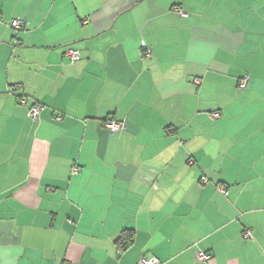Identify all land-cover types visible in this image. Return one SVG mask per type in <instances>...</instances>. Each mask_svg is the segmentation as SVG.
Wrapping results in <instances>:
<instances>
[{"label": "crops", "instance_id": "crops-1", "mask_svg": "<svg viewBox=\"0 0 264 264\" xmlns=\"http://www.w3.org/2000/svg\"><path fill=\"white\" fill-rule=\"evenodd\" d=\"M142 257L264 264V0H0V264Z\"/></svg>", "mask_w": 264, "mask_h": 264}, {"label": "built area", "instance_id": "built-area-1", "mask_svg": "<svg viewBox=\"0 0 264 264\" xmlns=\"http://www.w3.org/2000/svg\"><path fill=\"white\" fill-rule=\"evenodd\" d=\"M176 12L180 15H182V12L179 9H175ZM25 22L23 20L17 19V20H13L11 23V28L14 30H20L21 28L25 27ZM66 55L68 56V58L71 61H75L78 59V54L74 51L68 50ZM148 56V54H147ZM196 83H198V81H195ZM249 82V79L247 76H245L244 78H242V80L240 81L239 87L244 88L247 83ZM19 103L25 105L26 101L25 99L21 98L19 99ZM41 110V106L38 104H33L29 106L28 109V116L36 121L38 119L39 113ZM211 117L213 119H217L219 117V114L216 113H212ZM106 129L111 133L114 134L118 131L124 130L125 129V125L123 121H114V120H109L106 122L105 124ZM77 168H72V173L75 174L77 172ZM201 183H206L205 179H201ZM222 192H224L222 190ZM196 260L201 261V262H208L210 260V255L205 254V253H198L196 254ZM137 264H161V262L155 258H146V257H142L138 260Z\"/></svg>", "mask_w": 264, "mask_h": 264}, {"label": "trees", "instance_id": "trees-1", "mask_svg": "<svg viewBox=\"0 0 264 264\" xmlns=\"http://www.w3.org/2000/svg\"><path fill=\"white\" fill-rule=\"evenodd\" d=\"M21 98L22 97H19V99ZM131 233L132 232L130 230H125L116 239V244L122 251L126 250L132 244V234Z\"/></svg>", "mask_w": 264, "mask_h": 264}]
</instances>
